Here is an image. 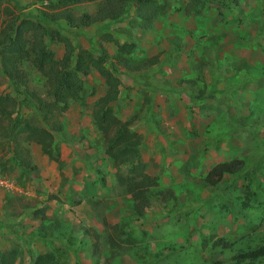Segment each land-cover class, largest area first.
Wrapping results in <instances>:
<instances>
[{"label":"rangeland","instance_id":"obj_1","mask_svg":"<svg viewBox=\"0 0 264 264\" xmlns=\"http://www.w3.org/2000/svg\"><path fill=\"white\" fill-rule=\"evenodd\" d=\"M15 1L20 8L0 0V21L20 11L31 18L54 10L49 3ZM157 1L162 12L147 27L135 24L131 2L120 22L73 28L60 20L45 29H57L74 54L103 50L104 66L119 79L111 111L139 136L134 164L158 180L153 189L160 193L142 216L130 213L121 180L131 174L129 165L117 166L104 153L91 121L92 104L105 90L91 68L80 75L78 97L55 114L62 125L53 133L56 159L27 140L20 125L4 136L1 125L16 105L0 114V253L16 248L22 264L44 252L56 264H205L226 261L264 238V0L198 4L196 13L186 11L191 0ZM96 6L90 1L73 9L79 14ZM44 42L61 57V42L48 36ZM119 54L129 67L116 62ZM19 66L27 87L48 99L41 72L28 59ZM6 95L22 98L0 71V96ZM20 110L44 125L32 101ZM231 158L243 161L240 171L207 184L206 171ZM217 238L230 246L220 251Z\"/></svg>","mask_w":264,"mask_h":264},{"label":"trees","instance_id":"obj_2","mask_svg":"<svg viewBox=\"0 0 264 264\" xmlns=\"http://www.w3.org/2000/svg\"><path fill=\"white\" fill-rule=\"evenodd\" d=\"M17 8H20L15 0H9ZM30 2L49 3L52 11L40 10L39 14H31V18L25 13L10 16L0 21V71L9 82L11 88L21 94L22 98L15 102L9 96H0V114L9 115L16 105L14 116L1 125L4 136L7 131L12 132L18 125L24 131L27 140L35 142L41 153L52 159H56L57 152L53 146V133L62 129L57 122L55 114L59 107H65L69 99H76L82 87L80 75H85L94 68L103 78L105 90L92 104L90 110L91 121L94 128L100 133L104 146V153L114 164L129 165L131 173L121 177L126 191L130 196L128 209L136 216H142L143 209L148 205L149 198L159 194L154 191L158 180L147 173L143 168L134 164L138 160L136 147L139 144V136L128 127L125 121L119 120L111 111L110 103L116 100L118 94L119 79L104 66L105 53L101 50V56H93L91 51L82 49L74 54V48L70 41L60 34L57 29L48 31L46 24L59 26V21H64L68 27L77 28L100 23H116L123 21L128 16L131 2L135 6V24L147 27L152 19L162 12V6L157 0H29ZM96 1L97 6L93 12L74 13L75 5ZM192 5L186 9L194 13L198 12L196 5H215L226 3L229 0H191ZM237 2L238 0H230ZM21 18V19H19ZM28 33V36H25ZM61 42L63 53L56 58L44 42V37ZM120 47V46H119ZM122 51V49H121ZM28 59L43 75L46 83L45 99L27 87L24 72L19 66V60ZM125 67H129L122 54L116 57ZM201 92H203L201 90ZM196 98H204L199 94ZM25 100L34 103L38 116L44 125H38L21 115V105ZM0 134L3 135V131ZM19 145H17L18 147ZM16 148V147H15ZM15 157L23 166L29 167L28 158L16 152ZM243 161L239 158H231L216 162L204 174L207 184L215 185L224 174H235L242 168ZM140 166L142 164L140 163ZM138 178V179H136ZM264 238L252 239L248 246L242 245L226 261L222 258H213L205 264H257L264 262ZM111 244V246H113ZM213 245L220 251L230 246L229 241L217 238ZM29 264H56L57 260L52 252H44L31 256ZM0 264H22L20 252L16 248H10L0 253ZM264 264V263H263Z\"/></svg>","mask_w":264,"mask_h":264}]
</instances>
